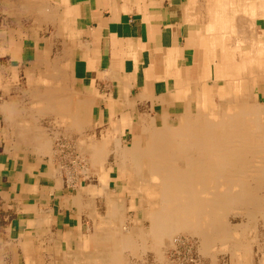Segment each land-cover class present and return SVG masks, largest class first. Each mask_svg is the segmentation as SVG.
Segmentation results:
<instances>
[{"label": "bare ground", "instance_id": "bare-ground-1", "mask_svg": "<svg viewBox=\"0 0 264 264\" xmlns=\"http://www.w3.org/2000/svg\"><path fill=\"white\" fill-rule=\"evenodd\" d=\"M216 1L201 76L170 89L158 113L124 117L139 105L122 87L114 106L123 117H92V98L74 102L64 85L70 64L36 58L44 69L18 107L14 147L39 155L37 166L48 157L47 185H30L18 169L20 190L40 188L41 197L13 201L20 229L12 237L13 226L0 228V264H264V0ZM0 8L5 25L21 28L56 18L50 0ZM56 206L76 224L50 226Z\"/></svg>", "mask_w": 264, "mask_h": 264}, {"label": "crops", "instance_id": "crops-1", "mask_svg": "<svg viewBox=\"0 0 264 264\" xmlns=\"http://www.w3.org/2000/svg\"><path fill=\"white\" fill-rule=\"evenodd\" d=\"M214 1L50 0L56 9L53 22L38 21L40 26L35 23L36 28L31 27L33 22L25 21L28 26L23 22L21 28L12 18L6 19V25L0 20V228L18 222L13 202L22 192L18 169H28L26 180L30 185H47L48 157L37 166L35 158L39 155L14 147L19 131L18 107L27 96L29 79L44 69L36 58L50 53L58 70L63 64H70L71 79L64 85L71 89L69 96L74 102L79 94L92 98V117L102 115L104 122L123 117L114 106L116 92L122 87L129 88L125 96L139 105L136 110H125L124 117L150 113L153 108L152 113H158V106L170 89L173 93L178 83L197 82L201 76L202 51L209 49L200 45L206 44L207 26L218 23L216 15L221 7ZM229 1L248 4L250 0ZM229 8L233 13L232 5ZM260 24L264 25V20ZM230 26L236 29L233 21ZM56 82V88H62V83ZM39 86L43 87L41 81ZM172 112L176 113L173 109ZM130 134L126 132L123 138ZM26 192L27 195L21 193L26 203L40 200V188ZM55 210L47 219L48 224L63 231L59 218L65 220L69 211L64 213L57 206ZM39 211L34 212L38 218L42 216ZM71 220L62 223L72 225Z\"/></svg>", "mask_w": 264, "mask_h": 264}, {"label": "rangeland", "instance_id": "rangeland-1", "mask_svg": "<svg viewBox=\"0 0 264 264\" xmlns=\"http://www.w3.org/2000/svg\"><path fill=\"white\" fill-rule=\"evenodd\" d=\"M0 10H2V8H0ZM3 15H4V13H0V20L3 18ZM130 138V137H129ZM117 178H120V176H118ZM116 178V179H117ZM115 184H116V181H114V186H115ZM54 202H56V201H53L52 203H54ZM12 215H15V214H12ZM62 217V216H61ZM66 219V221H69V220H71L72 219V217H71V215L69 214V213H66V217H65ZM61 218H59V221H61L60 223H62V221L63 222H65V220H63V218H62V220H60ZM10 220V219H9ZM73 220V221H72ZM71 220V223H72V225H75L76 224V220H75V222H74V219H72ZM10 222H11V220H10ZM18 229H20V224L17 222L16 224H14L13 225V227H12V229H11V235H12V237H16V235L19 233V230ZM17 230V231H16ZM174 250H172L171 251V254L176 258L177 257V252L175 251V252H173ZM14 257H16V255L14 256ZM10 259H11V257H10ZM20 259V258H19ZM18 259V260H19ZM20 261V260H19ZM194 260H193V258H190V262H189V264H195L194 262H193ZM21 262V261H20Z\"/></svg>", "mask_w": 264, "mask_h": 264}]
</instances>
